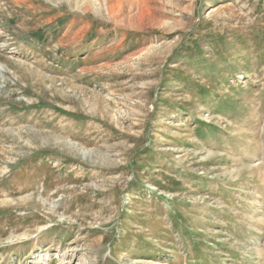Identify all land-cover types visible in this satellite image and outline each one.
<instances>
[{"label": "rangeland", "instance_id": "obj_1", "mask_svg": "<svg viewBox=\"0 0 264 264\" xmlns=\"http://www.w3.org/2000/svg\"><path fill=\"white\" fill-rule=\"evenodd\" d=\"M0 264H264V0H0Z\"/></svg>", "mask_w": 264, "mask_h": 264}, {"label": "bare ground", "instance_id": "obj_2", "mask_svg": "<svg viewBox=\"0 0 264 264\" xmlns=\"http://www.w3.org/2000/svg\"><path fill=\"white\" fill-rule=\"evenodd\" d=\"M119 1V0H118ZM122 1V0H121ZM122 3V2H121ZM89 4V3H88ZM88 7V6H87Z\"/></svg>", "mask_w": 264, "mask_h": 264}]
</instances>
